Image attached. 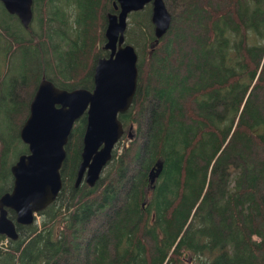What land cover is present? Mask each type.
<instances>
[{
    "label": "trees",
    "instance_id": "1",
    "mask_svg": "<svg viewBox=\"0 0 264 264\" xmlns=\"http://www.w3.org/2000/svg\"><path fill=\"white\" fill-rule=\"evenodd\" d=\"M167 1L180 22L172 12L157 40L144 31L146 6L129 13L148 51L140 57L136 48V93L119 115L124 127L136 124L134 138L113 151L93 187L75 188L83 113L65 145L61 191L40 212L50 217L40 228L19 225L5 250L0 234V264H185L184 254L192 264H264V0ZM61 2L75 15L33 0L27 27L0 2L8 18L0 22V184L6 176L11 184L10 157L39 81L91 90L94 57L106 55L96 42L112 0ZM92 219L102 226L90 230Z\"/></svg>",
    "mask_w": 264,
    "mask_h": 264
},
{
    "label": "water",
    "instance_id": "2",
    "mask_svg": "<svg viewBox=\"0 0 264 264\" xmlns=\"http://www.w3.org/2000/svg\"><path fill=\"white\" fill-rule=\"evenodd\" d=\"M6 11L16 15L27 27L33 17V0H0ZM151 4V22L156 39L168 29L172 19L164 0H115L117 12H107L104 49L109 57L99 58L94 66L93 87L63 89L42 78L29 102L19 136L27 145L11 165L12 188L0 195V234L16 239L15 223L30 224L38 211L52 203L62 188L60 168L66 156L65 144L78 118L86 114L82 137V161L75 182L83 179L93 185L101 168L112 157V149L123 133L118 114L132 104L137 88V53L124 43L127 17L131 11ZM161 168L156 162L148 174L150 183ZM156 169V171H155ZM155 172V173H154ZM154 173L155 176L152 174ZM11 209L15 218L7 216Z\"/></svg>",
    "mask_w": 264,
    "mask_h": 264
},
{
    "label": "rangeland",
    "instance_id": "3",
    "mask_svg": "<svg viewBox=\"0 0 264 264\" xmlns=\"http://www.w3.org/2000/svg\"><path fill=\"white\" fill-rule=\"evenodd\" d=\"M55 1H56L57 5L59 7H61V9H63L65 12H67V13H73V15H75V12L73 10H70L65 4H63L61 2V0H55ZM167 3H168V6L170 8L168 10L169 11L171 10L170 13L171 14H172V12L174 13L172 15H173L175 21L180 22V18H181V15L179 14L180 13V9H175L172 5H170V2L169 1H167ZM147 6H148V8H150V10L149 9L147 10ZM180 6H182V5H180ZM108 9L111 10L112 9V6L109 7ZM145 9L146 10L143 13H141V14L144 17L147 16L149 18V20H150V11H151L150 4H147ZM45 11H46V6H45L44 12ZM5 14L6 13L0 11V22H2V23L8 19ZM131 18H133V17H129L128 16V19H127V22L129 23L128 24L129 26H128L127 32H126L127 42H129L130 44H132L133 46H135L140 51V57L141 56H146L148 51L143 46V43H142V40H141V36H140V32L138 30L137 25L136 24L133 25V23H136V22L134 20H132ZM13 19L15 21V18H13ZM145 29H146V32H149L150 30L151 31L153 30V25H152L151 21H150V24H147V27H144V31H145ZM31 31H32V29H31ZM101 32H102V29H101ZM104 41H105V38L103 40L99 41L98 44L96 42V48L98 49L99 47H102L101 45H102V43H104ZM99 54H104V53L103 52H100V53L97 52L96 53V56L94 57V61L92 63V66L94 65V62L96 61V59L99 57ZM16 58H17V54L14 55L13 59L15 60ZM3 59H4V53H1L0 52V70L3 67ZM14 70H15V68H14ZM47 70L50 71V72L52 71L50 69H47ZM15 71H17V70H15ZM1 75H3V69H2ZM55 77H56V75H55ZM23 88L24 87L23 86L21 87V85H20L19 86V91L24 92ZM20 96H21V94H20ZM224 114H227V113L225 112ZM228 117L229 116L227 115L224 119L227 120ZM142 122H143V124H145V119H142ZM131 133H132V137L135 136V134H136V124L135 123L132 124V129L130 131V134ZM130 140H131V138H129V136H128V131H126L125 134L119 139V141L117 142V144L115 146V150H117V153H120L122 151L123 147H125V146H127L129 144ZM137 141H138V139H137ZM26 148H27V145L25 143H23L22 141L17 145V147L13 151V154L10 157L13 160L10 161L9 166L14 161L17 160V158H18V156L20 154H22V153L19 154V152H22ZM25 152H23V153H25ZM17 153H18V155H17ZM10 174H11V172H10ZM6 178H7L6 182L4 184H0V190L2 192L9 190L10 189V186H11V184H10V176H6ZM110 179H112V176H107V177L105 176V181L106 182H109ZM114 180H116V178H114ZM147 198L151 201L152 198H153V193L151 195H149ZM50 215H51V212L50 211H47L44 214H38L37 213L36 216H35V222L34 223L38 226V228H40L42 226V222H44L48 217H50ZM55 215L58 216V217H63V215H64V207L61 208L60 210H58ZM59 222H60V219L59 220L54 219V224H59ZM90 223L91 224L88 225L90 230L93 227L100 228L102 226V219H95V220L92 219L90 221ZM3 244L4 245L2 246V248H3V250H5L6 248H4V246L6 247L7 242L6 241H3ZM0 249H1V247H0ZM181 258H183V261H184L185 264H192V262L189 260V258H188V256L186 254L182 255ZM195 264H197V262Z\"/></svg>",
    "mask_w": 264,
    "mask_h": 264
},
{
    "label": "flooded vegetation",
    "instance_id": "4",
    "mask_svg": "<svg viewBox=\"0 0 264 264\" xmlns=\"http://www.w3.org/2000/svg\"><path fill=\"white\" fill-rule=\"evenodd\" d=\"M125 41H127V38H126V35H125ZM104 51L106 52V55H104V56H99L96 60H98L99 58H104V57H109L110 56V54L112 53L111 52V50L110 49H104ZM113 54V53H112ZM92 80H93V77H92ZM129 110V109H128ZM128 110H126V111H128ZM126 111H124V112H126ZM123 112V113H124ZM113 151H115V147H114V149H113ZM113 151H112V154H113ZM81 153H82V151H80V157H81ZM66 158V157H65ZM65 160V159H64ZM81 161H82V157H81V159H80V161H79V164L81 163ZM79 164H78V166H77V169H76V173H75V176H78V168H79ZM63 165V164H62ZM61 170H62V166H61ZM60 170V171H61ZM62 175V174H61ZM82 176H87V169L82 173Z\"/></svg>",
    "mask_w": 264,
    "mask_h": 264
},
{
    "label": "bare ground",
    "instance_id": "5",
    "mask_svg": "<svg viewBox=\"0 0 264 264\" xmlns=\"http://www.w3.org/2000/svg\"><path fill=\"white\" fill-rule=\"evenodd\" d=\"M20 156V155H19ZM18 156V157H19ZM64 162V161H63ZM63 164V163H62ZM107 165H104L102 168H101V171H100V173H99V178L101 177V175H102V173H103V170L105 169V167H106ZM11 176H12V174H11ZM82 183H84L82 180L81 181H79V182H74V187L75 188H78ZM89 185V184H88ZM94 186V184L93 185H89V187H93Z\"/></svg>",
    "mask_w": 264,
    "mask_h": 264
}]
</instances>
